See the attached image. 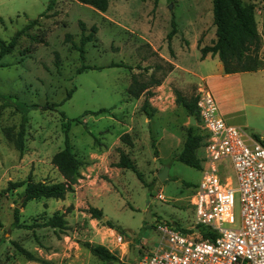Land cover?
<instances>
[{
  "label": "rangeland",
  "instance_id": "1",
  "mask_svg": "<svg viewBox=\"0 0 264 264\" xmlns=\"http://www.w3.org/2000/svg\"><path fill=\"white\" fill-rule=\"evenodd\" d=\"M53 1L52 8L46 11L50 0H0L3 41L9 42L17 31L37 20L28 35L17 40L13 52L1 60L4 67L0 68V95L8 100H0V264H137L141 255L153 252L159 244L160 222L181 229L195 222L191 198L202 178L201 171L171 160L168 177L160 181L157 174L164 167L157 161L154 149L159 157L156 141L164 128L184 135L193 126L199 133L197 123L191 124V116L175 105L173 93L176 89L183 96L194 98L198 87L181 89L172 82L169 88L154 92L149 102L157 113L148 126L140 107L136 108V101L126 91L133 75H138V80L154 91L156 86H152L150 76L161 83L170 73L171 67L151 49L150 43L163 49L172 23L177 49V39L182 47L192 43L201 47L215 41L212 0H108L105 13L75 0ZM240 1L254 9L261 34L260 69H264V2ZM93 26L97 32L91 43L85 45L82 61L73 45L78 46L81 34L88 35ZM120 62L134 69L108 67ZM206 64L213 72V61ZM82 65L103 69L76 74ZM203 69L201 73L207 74ZM250 75L252 79L246 86L236 85L228 99L224 96L225 106L207 86L218 108H228L230 122L244 132L249 145L254 133L264 132V72ZM70 91L71 97L63 101ZM60 103L54 110L41 109L46 104ZM99 109L111 111L98 116L84 115ZM79 117L82 123L72 121ZM23 119L25 135L20 150L16 142ZM68 122L67 140L82 163L77 170L81 179L75 192L66 195L63 201L31 200L20 209L19 216L21 223L44 222L54 213L64 214L72 207L65 213L67 229L61 232L49 227L34 231L12 229L15 203L23 188L10 190L9 184L25 181L29 176L33 181H63L53 160L64 148ZM126 133L130 145L119 141ZM118 148L136 164L149 187L131 170L115 168L112 172L119 158ZM202 156L200 148L199 158ZM225 164L226 174L236 188L234 172L228 161ZM233 204L235 222L227 227L237 229L241 223L238 192ZM89 207L102 210L103 218L92 219L87 212ZM107 221L115 228H109ZM86 243L103 247L118 262L100 260L90 253ZM15 244L40 262L25 259Z\"/></svg>",
  "mask_w": 264,
  "mask_h": 264
},
{
  "label": "trees",
  "instance_id": "2",
  "mask_svg": "<svg viewBox=\"0 0 264 264\" xmlns=\"http://www.w3.org/2000/svg\"><path fill=\"white\" fill-rule=\"evenodd\" d=\"M76 2L90 6L94 10L105 13L109 7L108 0H75ZM264 2V0H263ZM54 1L50 0L46 11L52 8ZM44 13L41 15L43 16ZM212 17L213 25L215 27V41L209 46L200 47L197 43V47L201 54V59H204L206 55L210 54L217 56L222 67L223 72L226 75L236 74V73H251L256 72L260 69L261 61L258 56V50L261 45V34L259 33L255 21L254 9L251 5H244L240 0H212ZM263 33H264V15H263ZM37 20L30 21L29 24L22 30L17 31L15 35L11 38L9 42H5L0 39V68L4 67L1 63L3 57L11 54L17 45V40L22 36H26L27 31L36 25ZM82 26V24H81ZM84 29L82 28V31ZM97 32V28L93 26L88 35L84 33L81 34V39L79 45H73L74 49L79 52L80 58L84 60L85 50L84 47L87 43H91L93 35ZM176 34V29L174 23H172V29L166 36L167 50L171 57H174L172 50L171 41ZM67 41H70L69 35H66ZM170 67L171 65L168 64ZM109 68L118 67L133 70L134 68L120 63H113L108 66ZM102 67L86 66L82 65L76 70V74H80L86 70H102ZM139 70L141 68H138ZM171 70V69H170ZM138 75H133L131 77V84L127 89V95L137 100L143 97L142 104L140 106L141 113L146 117L148 121H152V118L157 109L153 108L149 100L154 96V92L150 90L147 83L140 82L138 80ZM150 81L153 83L152 86H159L160 82L153 80L152 75L150 76ZM71 91L67 94L63 101L68 100L71 97ZM175 105L181 106L190 116H193L196 120L197 127L200 129L199 133L195 132L193 126H189L184 133V135H179L183 139V144L178 153H175L172 157L173 161H178L188 167L196 170L201 169V158L197 156V151L202 148L205 144L207 135L200 128V119L197 111V98L185 97L178 90H174ZM8 97L0 95V100H8ZM62 101V102H63ZM61 102V103H62ZM60 104H46L43 110H54L59 107ZM36 107V106H35ZM111 109H99L96 112H85L84 115L91 114L98 116L100 114L110 113ZM64 118V114H62ZM73 122L82 123V117L73 119ZM70 123L65 124V145L63 150H61L54 157L53 163L58 168V171L63 177V181L56 183H47L43 181H33L29 176L25 181L10 183L7 189L16 190L23 188V191L19 194V200L16 201V207L14 208V221L11 224L12 229H25V230H35L36 228L49 227L52 229H58L60 232L67 229V221L65 220V213H69L72 207H68L64 214L58 212L54 213L50 218L44 222L34 221L31 224L21 223L20 209L23 208L27 202L31 200L39 199H54L63 201L68 194H73L75 192V186L78 184L79 179H81V174L79 167L82 165L81 161L73 153V147L69 143L68 130ZM24 135H25V119H23L20 125V131L17 137V146L20 150L23 149L24 145ZM129 134H124L120 137L119 141L126 145H130ZM253 138L260 143L264 144V139L259 135H254ZM119 154L118 161L113 165V167L118 169H127L135 173L137 177L142 181L144 186L147 185L143 179V175L138 172L136 164L129 158L127 153L121 148L117 149ZM154 153L158 158V151L154 149ZM87 212L90 214L92 219L101 220L103 218L102 210L89 207ZM106 225L114 229L115 227L110 221L106 222ZM201 234L203 238L209 237L206 234L207 230L201 228ZM214 237V235H213ZM89 249L90 253L102 261L111 262L117 261V258L110 254L101 246H94L89 243L85 244ZM19 253L24 255L25 259L32 262H40L39 258L35 257L31 252L25 250L19 245L15 244Z\"/></svg>",
  "mask_w": 264,
  "mask_h": 264
},
{
  "label": "built area",
  "instance_id": "3",
  "mask_svg": "<svg viewBox=\"0 0 264 264\" xmlns=\"http://www.w3.org/2000/svg\"><path fill=\"white\" fill-rule=\"evenodd\" d=\"M196 98L200 128L207 138L202 178L191 198L195 222L187 229L160 222L159 244L137 264H264V144L254 138L246 143L244 132L221 116L207 85L198 86ZM226 161L236 188L226 174ZM236 192L241 204L237 229L227 227L235 222ZM202 227L209 237L203 238Z\"/></svg>",
  "mask_w": 264,
  "mask_h": 264
},
{
  "label": "crops",
  "instance_id": "4",
  "mask_svg": "<svg viewBox=\"0 0 264 264\" xmlns=\"http://www.w3.org/2000/svg\"><path fill=\"white\" fill-rule=\"evenodd\" d=\"M175 38L176 36H174L171 41L174 57H171L169 55V52L168 53L166 52L167 44L166 45L164 44L163 49H159L157 48V46L150 43L151 49L156 53H158L159 57L165 63L171 65L170 73L160 83V85L156 87L154 91L151 90L152 92L162 91L163 89L169 88V85L172 82L175 83V87H179L181 89H185L191 86L198 87L199 85L204 84L209 86L213 93L216 92L218 94V96L222 101V104L225 106L224 96L226 99H228V95H232L234 93V91L232 90L234 86L236 85L240 86L242 85V83L244 84V86H246L247 81H250L252 79L251 78L252 76L250 74L253 73L254 75L258 71L264 72V69H259L258 71L251 73H236V74L226 75L223 72V67L217 56L208 54L205 56L204 59H201V54L197 47V43H192L189 44L188 46L182 47L179 44L178 39H177V44L179 45V48L177 49V47H175ZM203 46L205 45H201V47ZM156 49H158L159 51ZM207 61H213V63L215 64V69L213 70V72L212 70H209V66L206 64ZM201 68L202 69L204 68L203 70L206 71L207 74H202ZM177 76L179 78H177ZM142 99L143 97L135 100L136 108L141 106V103L143 101ZM219 110H220V106H219ZM227 111L228 108L224 110L221 107V110L219 112L226 122L235 125L232 122H230L229 112ZM146 124L148 126V120ZM254 135H259L262 139H264V132L254 133ZM251 138H253V135ZM251 138H249V141L251 140ZM182 141L183 139L179 135H176L170 129L164 128L160 131L158 135V139L156 141L157 142L156 145L159 150V157L157 161L163 167H165L166 165L169 166L168 162L172 160L173 155L180 151L183 144ZM197 156L199 157V150L197 151ZM114 170L115 167L112 168V172H114ZM116 171L120 175L121 172H119L118 170ZM169 171H170V167H169ZM109 177H111V173H109Z\"/></svg>",
  "mask_w": 264,
  "mask_h": 264
},
{
  "label": "water",
  "instance_id": "5",
  "mask_svg": "<svg viewBox=\"0 0 264 264\" xmlns=\"http://www.w3.org/2000/svg\"><path fill=\"white\" fill-rule=\"evenodd\" d=\"M190 123L191 124H195L196 123V120L193 116L190 117ZM168 172H169V166H165L163 168V170L157 174V178L160 180V181H164L167 177H168ZM148 219H149V213H148ZM130 255L133 257V251L131 249V252H130Z\"/></svg>",
  "mask_w": 264,
  "mask_h": 264
}]
</instances>
